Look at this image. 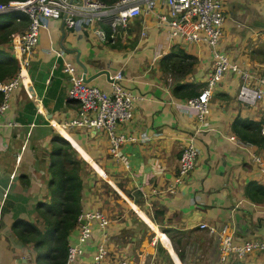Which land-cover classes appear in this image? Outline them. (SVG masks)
I'll return each mask as SVG.
<instances>
[{
    "label": "crops",
    "instance_id": "crops-1",
    "mask_svg": "<svg viewBox=\"0 0 264 264\" xmlns=\"http://www.w3.org/2000/svg\"><path fill=\"white\" fill-rule=\"evenodd\" d=\"M220 3L221 53L264 76V0ZM157 14L168 17L164 0H155L152 11L119 28L113 40L54 20L40 29L26 75L1 117L0 264H36L34 245L24 243L13 226L34 222L43 227L37 204L52 200L48 166L63 141L80 161V215L100 210L110 220L104 230L90 223L92 234L82 244L80 263L92 261L103 244L106 254L98 264H219L218 238L200 223L218 229L228 225L236 244L264 239V170L252 160L258 154L264 161V146L239 148L229 139L236 135L235 117L264 119V98L241 103L239 78L229 72L212 92L203 120L181 107L193 97L190 92L205 86L210 50L172 37ZM100 27L109 30L106 24ZM25 29L12 38L15 46ZM0 47L10 52L9 42ZM175 49L194 60L188 69H171L166 56ZM64 62L102 90H109V76L120 71L124 86L136 96L130 122L119 127L135 141L122 145L118 156L109 154L102 130L62 125L78 105L67 96ZM191 139L198 151L195 166L175 183L180 152ZM79 223L86 220L77 222L71 242ZM230 259L225 264H264V251Z\"/></svg>",
    "mask_w": 264,
    "mask_h": 264
},
{
    "label": "built area",
    "instance_id": "built-area-1",
    "mask_svg": "<svg viewBox=\"0 0 264 264\" xmlns=\"http://www.w3.org/2000/svg\"><path fill=\"white\" fill-rule=\"evenodd\" d=\"M168 17L157 14L160 22L168 27L172 37H178L187 43L205 45L212 58V66L206 77V84L197 96L184 100L181 107L192 112L196 118L203 120L208 113V101L212 92L217 88L222 78L229 72L235 74L240 81L237 99L252 105L264 98V76L256 70L247 69L232 61L226 54L221 53L219 41L222 36L224 16L220 0H164ZM264 5V4H263ZM155 0H116L106 3L101 0H25L0 2V14L13 11L23 12L28 17V25L21 33L17 46L13 48V55L17 59V72L9 80H0V125L1 117L10 107V99L15 90L21 85L26 69L29 66L33 49L38 42L40 29L47 27L50 20H54L63 27L87 28L105 40L115 38L119 28L126 27L131 19L153 10ZM106 24L111 34L100 27ZM56 53H60L56 51ZM64 71L69 76L67 96L77 102L74 114L62 124L67 128L102 130L108 140V152L118 156L120 147L135 141V137L120 131L119 127L130 122L136 96L123 83V76L116 71L109 76V90H102L84 81L74 66L64 62ZM15 125L14 123H9ZM229 139L239 148H249L254 144L240 139L237 135ZM198 151L193 139L182 148L175 176V183L182 182L191 172L197 160ZM253 162L264 170V161L258 154H252ZM173 192V188L169 189ZM85 219L86 223H79L76 241L68 245L63 264H98L105 254L103 244H99L97 254L89 262L80 263L83 253L82 244L92 234L90 223L98 225L104 230L110 223L108 216L100 210L85 211L79 214L78 221ZM199 228L215 234L218 238L219 264H225L232 257L240 260L255 251H264V239H247L240 244L233 243L232 232L228 225L216 228L214 225L200 223ZM126 264V261L120 262Z\"/></svg>",
    "mask_w": 264,
    "mask_h": 264
},
{
    "label": "trees",
    "instance_id": "trees-1",
    "mask_svg": "<svg viewBox=\"0 0 264 264\" xmlns=\"http://www.w3.org/2000/svg\"><path fill=\"white\" fill-rule=\"evenodd\" d=\"M10 0H0L8 2ZM25 1V0H16ZM112 3L116 0H101ZM28 25V17L23 12L13 11L0 14V45L9 42L10 52L0 47V80H9L17 72V59L13 55L14 44L12 38ZM18 32V33H17ZM111 34V29L106 32ZM118 32L115 33V37ZM12 41V42H11ZM19 41V39H18ZM177 57L179 61L174 62ZM167 59L172 61L171 69L182 71L188 69L194 62L192 57L183 50H173ZM173 58V59H172ZM189 61L186 62L185 60ZM262 74V73H260ZM199 93L190 92L188 96H197ZM0 93V103L2 101ZM264 119L254 121L247 118L235 117L232 122L233 132L242 140L264 146ZM56 157L48 166V187L51 193V202H39L37 209L43 221V227H37L34 222H18L21 227L13 229L24 243H32L37 252L36 264H63L66 258L68 245L71 243V232L78 222L81 212L82 180L80 161L70 152L69 145L63 141L56 149ZM248 195L251 197L250 190Z\"/></svg>",
    "mask_w": 264,
    "mask_h": 264
},
{
    "label": "rangeland",
    "instance_id": "rangeland-1",
    "mask_svg": "<svg viewBox=\"0 0 264 264\" xmlns=\"http://www.w3.org/2000/svg\"><path fill=\"white\" fill-rule=\"evenodd\" d=\"M259 37H260V34H256V41L259 40ZM26 71H27V69H26ZM140 215H142V212H140Z\"/></svg>",
    "mask_w": 264,
    "mask_h": 264
},
{
    "label": "water",
    "instance_id": "water-1",
    "mask_svg": "<svg viewBox=\"0 0 264 264\" xmlns=\"http://www.w3.org/2000/svg\"><path fill=\"white\" fill-rule=\"evenodd\" d=\"M82 77H83V79H84L85 82L88 81V80L85 78V76H82Z\"/></svg>",
    "mask_w": 264,
    "mask_h": 264
},
{
    "label": "clouds",
    "instance_id": "clouds-1",
    "mask_svg": "<svg viewBox=\"0 0 264 264\" xmlns=\"http://www.w3.org/2000/svg\"><path fill=\"white\" fill-rule=\"evenodd\" d=\"M66 27V26H65Z\"/></svg>",
    "mask_w": 264,
    "mask_h": 264
}]
</instances>
